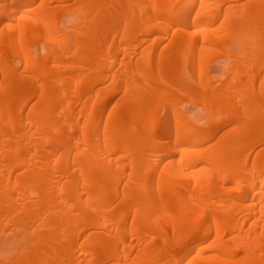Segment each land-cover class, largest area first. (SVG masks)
<instances>
[{"label": "bare ground", "instance_id": "obj_1", "mask_svg": "<svg viewBox=\"0 0 264 264\" xmlns=\"http://www.w3.org/2000/svg\"><path fill=\"white\" fill-rule=\"evenodd\" d=\"M0 264H264V0H0Z\"/></svg>", "mask_w": 264, "mask_h": 264}, {"label": "rangeland", "instance_id": "obj_2", "mask_svg": "<svg viewBox=\"0 0 264 264\" xmlns=\"http://www.w3.org/2000/svg\"><path fill=\"white\" fill-rule=\"evenodd\" d=\"M39 47V46H38ZM220 51H213L212 53H210V56L208 57V59L209 60H207L208 62H209V64H210V69H209V71H208V76H210V79H211V83L212 84H216L217 83V81H216V78H215V76L216 75H218L219 74V67L225 62V60H224V55H223V53H220ZM222 54V55H221ZM221 57H223V58H221ZM213 59L215 60V62L213 63L212 61H213ZM212 60V61H211ZM222 60V61H221ZM224 60V61H223ZM210 61H211V63H210ZM218 64V65H217ZM217 68V69H216ZM212 70V71H211ZM215 82V83H214ZM185 99L186 98H184V102H185ZM194 99V98H193ZM192 98L191 99H186V102H187V104H186V102H185V104H184V107L186 108V110L190 113H194V112H196V113H194L193 114V116H198V114H199V116L198 117H202V120H201V122H206V121H204L205 120V116H206V112L204 111V110H202V107L200 108L199 107V103L197 104L196 103V99H194V103L192 104V101L191 100H193ZM197 106V108H194V107H196ZM189 108V109H188ZM203 111H204V113H203ZM192 115V114H191ZM202 115V116H201ZM204 118V119H203ZM207 120H208V118H207ZM228 130H226V132H227ZM222 132H224V131H222ZM222 132H221V134H222ZM220 134V135H221Z\"/></svg>", "mask_w": 264, "mask_h": 264}]
</instances>
